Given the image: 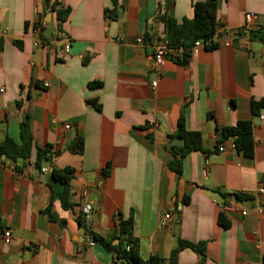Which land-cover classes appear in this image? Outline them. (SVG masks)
<instances>
[{
    "label": "crops",
    "instance_id": "0c3cea01",
    "mask_svg": "<svg viewBox=\"0 0 264 264\" xmlns=\"http://www.w3.org/2000/svg\"><path fill=\"white\" fill-rule=\"evenodd\" d=\"M200 1L117 0V17L105 19L109 0H0V141L20 144L25 115L33 138L28 159L0 155V264H114L98 242L87 245L86 234L108 238L118 216H132L143 260L156 255L166 264L181 240L203 243L204 251L183 249L177 264H264V212L255 210L264 184V108L251 110L264 99V43L249 39L264 28V0H220L224 34L214 37L216 48L194 49L185 63L166 61L150 86L152 46L165 38L160 11L180 23ZM57 8L69 9L65 21L55 19ZM247 13L255 19L244 34ZM41 20L46 41L35 32ZM181 114L185 128L201 134L204 151L189 153L178 175L168 167L169 147L181 141L168 136ZM240 121L251 123L252 155L219 153V131ZM77 137L80 154L70 151ZM36 149L50 151L39 169ZM64 168L72 169L67 185L51 176ZM84 204L92 214L80 226ZM165 213L171 218L162 226Z\"/></svg>",
    "mask_w": 264,
    "mask_h": 264
},
{
    "label": "trees",
    "instance_id": "16d2710c",
    "mask_svg": "<svg viewBox=\"0 0 264 264\" xmlns=\"http://www.w3.org/2000/svg\"><path fill=\"white\" fill-rule=\"evenodd\" d=\"M111 9L104 10L105 19H115L117 17V0H109ZM220 0H202L200 2L192 3L193 17L191 19H183L180 23H176L170 17L161 12L158 15V20L163 23L165 27V41L168 48L179 49L182 51L183 59L178 63H185L194 42L201 41L203 48L206 50H213L216 48V42L213 40L216 36V15L217 4ZM48 3V0H45ZM160 9V8H159ZM55 14V19L59 22L66 20L69 14V9H51ZM43 21L36 23V26L41 25ZM39 37L43 41L47 38L44 36V27L39 32ZM250 41H259L264 43V29H258L256 31H250ZM18 44V42H16ZM3 42L0 39V52L2 51ZM87 104L93 106L96 110H99V105L95 101H88ZM17 107H20L19 103H16ZM264 108V99L255 102H251V110L253 114H256L259 109ZM19 136L20 144H16L11 138L4 136L0 141V155H3L9 161L26 160L30 157L31 149L33 146V138L30 132V122L27 115L22 117L19 124ZM169 139L176 138L181 141L179 147H169L171 154V161L168 163V167L180 175L182 172L183 160L191 152L204 151L203 140L199 132L188 131L185 128V122L183 115L181 114L177 120L176 130L172 135L168 136ZM231 139L235 146L236 151L241 152L246 157H250L253 151V138H252V126L248 121H240L234 127L222 128L219 131V141L216 145L221 144L225 140ZM70 151L73 153H82L83 140L80 137L74 139L70 146ZM50 151L46 149H36L35 153V166L40 168V163L43 160L50 159ZM72 169L64 168L62 170L53 169L51 171L52 179L67 185L71 179ZM65 192V196H66ZM238 201H243L247 196L241 194L233 195ZM68 206V204H67ZM63 207H66L64 205ZM77 222L80 226H83V215L80 213L77 218ZM218 224L227 228L228 224L221 214L217 219ZM133 230V218L129 216L126 220L117 217L115 223V230L108 238H102L96 234H91V238L98 242L106 251L112 254L114 264L120 262L121 264H165L164 260L160 257L153 255L143 260L136 252V239L132 236ZM131 245L129 250H126V246ZM190 249L198 254H203L204 244H192L189 242L178 240L176 247L170 252L169 258L166 264H177V254L183 249Z\"/></svg>",
    "mask_w": 264,
    "mask_h": 264
},
{
    "label": "built area",
    "instance_id": "2783aa9c",
    "mask_svg": "<svg viewBox=\"0 0 264 264\" xmlns=\"http://www.w3.org/2000/svg\"><path fill=\"white\" fill-rule=\"evenodd\" d=\"M255 19V15L253 13H247L244 15V23L241 25V28L243 30L244 34H247L249 29H250V25L252 20ZM45 26V22L43 21L41 23V25L36 26L35 28V32L39 34V32L41 31V28ZM264 29V28H263ZM224 26L219 23L218 21L216 22V27H215V34L216 35H220V34H224ZM2 32H5V30H2ZM137 44H142L143 39L142 37H138L136 39ZM36 46V44H35ZM69 39L64 37L62 39V44H61V52L63 54H67L69 52ZM203 44L201 41H196L194 42L193 46H192V50L197 49V48H202ZM152 54H153V71L155 73V79L153 81H151L150 86L151 88H155L157 81L160 79L161 77V68L163 67L164 63L166 61H172L175 63H178L180 61H182L183 56H182V51L179 49H172V48H168L167 47V43L165 41V39H158L152 46ZM44 86H47V84H45ZM260 119H262V117H259ZM71 127L70 124H65L64 125V129L65 130H69ZM230 149V150H236V146L234 144V142L231 140V142L225 146L224 144H219L217 146V151L219 153H222L223 151H225L226 149ZM205 164H207V161H205ZM41 171H45V169H41ZM257 200H258V205H256L255 210L258 212H264V184L259 185L255 191ZM81 214L83 215V225L87 224V222L89 221L91 214H92V209L88 204H84L81 207ZM242 215H246V211L242 212ZM171 218V215L169 213H165L163 215V219L161 221V225L162 226H166L167 222L169 221V219ZM10 240V233L9 231H5L2 236H1V242L3 244H8ZM86 241H87V245L89 247H93L95 244V241L91 238L90 234H86ZM131 245L126 246V250H129ZM115 264H121L120 262H116Z\"/></svg>",
    "mask_w": 264,
    "mask_h": 264
},
{
    "label": "water",
    "instance_id": "95a60500",
    "mask_svg": "<svg viewBox=\"0 0 264 264\" xmlns=\"http://www.w3.org/2000/svg\"><path fill=\"white\" fill-rule=\"evenodd\" d=\"M46 17H47V19L45 20V22L48 23L49 22V14ZM44 36L49 37V29L48 28L44 30ZM257 45H259V43H257V42L251 43L252 48H254Z\"/></svg>",
    "mask_w": 264,
    "mask_h": 264
}]
</instances>
